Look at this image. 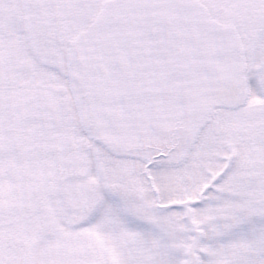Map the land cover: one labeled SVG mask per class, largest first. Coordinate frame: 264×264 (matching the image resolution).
I'll list each match as a JSON object with an SVG mask.
<instances>
[{
	"label": "snow or ice",
	"instance_id": "1",
	"mask_svg": "<svg viewBox=\"0 0 264 264\" xmlns=\"http://www.w3.org/2000/svg\"><path fill=\"white\" fill-rule=\"evenodd\" d=\"M0 264H264V0H0Z\"/></svg>",
	"mask_w": 264,
	"mask_h": 264
}]
</instances>
